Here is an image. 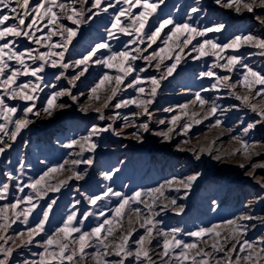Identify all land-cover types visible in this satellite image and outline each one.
Listing matches in <instances>:
<instances>
[{
    "label": "snow or ice",
    "instance_id": "1",
    "mask_svg": "<svg viewBox=\"0 0 264 264\" xmlns=\"http://www.w3.org/2000/svg\"><path fill=\"white\" fill-rule=\"evenodd\" d=\"M164 4L165 0H0V158L11 166L2 172L4 180L0 181V264H264V236L248 238L258 224L264 226V216L251 211L191 231L165 226L162 214L185 212L186 205L178 202L179 194L183 191V198H187L204 175L202 171L172 176L130 195L115 190L112 184H105L99 194H89L77 184L74 191L80 198L73 199L68 214L57 227L48 228L50 214L59 199L49 194L60 193L73 181L86 182L96 163L97 150L107 147L105 134L124 137L127 130L140 144L146 133L168 142L174 139L173 134L184 136L177 149L190 152L197 161L205 154L215 161L242 155L247 163L240 162L238 166L250 167L246 175L264 191V176L256 174L257 169H264V160L251 162L262 154L258 148H264V140L251 138L252 132L264 135V68L248 62L252 56L264 57V31L238 30L221 40L218 34H223L228 25L220 18L208 19L211 6L215 5L228 14H251L264 30V0H211L207 7L202 0H194L183 18L168 15L149 27L150 18ZM181 7L176 5L177 13ZM100 14L110 17V27L105 29L107 39L78 58H70V48L81 27ZM242 48L257 51L241 53ZM205 57L212 58L211 63L205 64L197 79L207 78L208 86L194 92L185 89L193 99L163 109L176 114L157 120V125H166V130L155 131L151 127L154 114L149 109L163 82L183 62ZM93 65L107 71L87 93L74 94L77 82ZM150 68L158 75L150 74ZM49 69L56 70L52 74L56 82L66 80L68 87L58 89L56 83H49ZM46 89L50 91L46 93ZM128 89L134 94L125 95ZM211 91H222V95L211 100L202 95ZM223 95L239 103L225 107L218 103ZM64 97L82 113H97V119L105 123H92L85 134L65 143L57 140L58 145L71 150L67 158L55 164L46 159L39 161L44 168L36 175L28 174L33 165L23 156L13 166L8 154L16 149L18 139L23 147H28L25 130L36 119L53 118L72 107L61 102ZM133 105L139 111H119ZM106 109L113 114L106 116ZM233 110L243 111L244 116L254 114L247 121L238 118L242 125L240 134L231 136L237 147L227 153L217 149L214 155L218 138L208 146L183 147L190 144L187 137L194 125L214 118L209 128H219ZM140 117L146 119L138 123ZM117 120L122 121L119 128ZM234 130L228 128L227 132ZM124 163L118 161L119 166L100 176L113 181ZM173 191L177 195H171ZM82 202L91 207L81 211ZM253 203L249 201L246 207L251 210ZM255 203H264V195L258 196ZM212 205L213 211L219 208L216 201ZM38 208L40 212L36 211ZM18 224L23 227H13ZM33 247L39 251H32Z\"/></svg>",
    "mask_w": 264,
    "mask_h": 264
},
{
    "label": "rangeland",
    "instance_id": "2",
    "mask_svg": "<svg viewBox=\"0 0 264 264\" xmlns=\"http://www.w3.org/2000/svg\"><path fill=\"white\" fill-rule=\"evenodd\" d=\"M202 2L206 7L211 4V0H202ZM193 3L194 0H165V4L161 5L157 15L150 18L149 27L155 26L157 19L168 15H172L177 19L183 18L188 6ZM177 4L182 5L179 13L176 11ZM211 7L212 14L208 18L209 21L220 18L228 25L223 34H218L221 40H226L238 30L256 33L264 31L251 14L236 16L228 14L226 10L218 9L215 5ZM108 27H110V17L107 14H100L98 17L93 18L89 24L83 25L70 48V58H78L79 55L85 53L94 44L106 40L105 29ZM122 39H127V37ZM23 43L27 44L26 41ZM155 47L156 45H153V48ZM248 51L257 50L240 49L241 53ZM211 60L212 58L210 57L202 58L200 61L189 59L178 67L173 76L163 82L156 102L149 109L154 114L151 127L155 131L166 130V125H157V120L162 118L170 119L172 115L176 114L164 112L163 109L174 108L178 104H183L193 99L192 94L186 92L185 89H192L194 92L201 87L208 86L209 80L207 78L201 80L197 79V76L200 71L205 70V64H210ZM248 62L258 68H264V57L259 55L249 57ZM138 63L143 66L142 62ZM55 71L54 69L48 70L46 77L48 82L56 83L58 89L68 87L66 80L62 79L59 82L54 80L52 74ZM104 71H107V69L93 65L85 77H82L77 82L76 88L73 89L74 94L87 93L88 89ZM149 73L158 75L154 68H150ZM72 74V71L69 70V75ZM48 91L50 90H45L46 93ZM129 94H134L132 89H128L127 93H125V95ZM202 95L211 100L215 99L217 95H222V91L221 93L211 91L202 93ZM61 102L72 104V107L61 110L53 118L41 117L36 119L30 129L25 130L23 135L29 141L27 148L23 147L22 142L18 139L16 149L8 154L13 160V166H15L17 158L23 156L33 165L28 174L36 175L44 168L39 161L46 159L50 164H55L67 158V153L71 150L58 145L56 143L57 140L65 143L68 139L85 134L87 127L92 123H105L97 119L98 114L95 112H89L88 114L80 112L79 108L68 97L62 98ZM83 102H85V98L82 97L81 103ZM218 103L227 107L230 104L239 103V101L223 95V98L218 100ZM119 111L128 114L130 111H139V109L133 105L129 109ZM112 114V110H105L106 116ZM253 116L254 114L251 112L244 116L243 111L233 110L226 114L225 122L219 128H209V125L214 121V118H209L203 123L193 126L187 137L190 138V144L183 145V147L208 146L213 139L218 138L213 146L214 155L217 154L215 151L217 149L227 153L238 146L236 141L231 140V136L240 134L242 125H239L238 118L243 117L247 121ZM145 119L146 117H140L137 122H143ZM116 126L118 128L121 127L122 121L117 120ZM228 128H234L235 130L232 133H228ZM130 132L131 130H127L124 137L105 134L104 143L107 147L102 146L97 150L96 163L90 170V178L86 182L73 181L70 187L62 189L60 193L49 194L51 198L59 197L50 214L48 225L50 230L57 227L62 219L66 217L73 199L80 198L79 194L74 191L77 184H79L82 192L89 194H99L103 191L105 184H112L115 190L123 191L130 195L132 191L138 188L155 187L172 176L184 177L196 171H202L204 175L193 185L187 198H183V191L179 194L181 199L178 202L186 205L185 212L181 215L171 211L162 214L166 227H182L186 231H191L201 225L210 226L248 211H251V214L256 216H264V203H255L258 196L264 195V191L260 189L255 180L246 175V172L251 170L250 167L241 169L238 166L240 162L247 163L242 155L225 156L222 161H215L212 157L205 154L201 157V160L197 161L190 152L177 149V145L186 138L184 136L173 134L174 139L168 142L163 141L159 136L146 133L144 142L140 144L131 137ZM251 138L264 140V135L259 132H252ZM121 145H127V148L121 147ZM258 151L262 154L253 157L252 163L264 160V148H258ZM120 160L125 161L124 165L121 166V172L114 177L113 181H105L100 176V173L109 170L113 166H119L118 161ZM9 167L11 166H8L6 161L0 158V181L4 180L2 172L8 170ZM256 174L257 176H264V169H257ZM171 195H177V193L173 191ZM212 201H216L219 204V208L215 211L212 210ZM249 201L254 202L251 210L246 207ZM100 203L106 204L107 202ZM80 207L81 211H83L91 206L87 205L86 202H82ZM36 211L40 212L41 209L38 208ZM13 227L18 229L23 226L18 224ZM261 236H264V226L259 224L255 230L250 231L248 234L249 239H256ZM183 238L185 240L191 239L189 237ZM205 239L208 238L205 237ZM32 251H39V249L33 247ZM24 255H29L27 249L24 250Z\"/></svg>",
    "mask_w": 264,
    "mask_h": 264
}]
</instances>
